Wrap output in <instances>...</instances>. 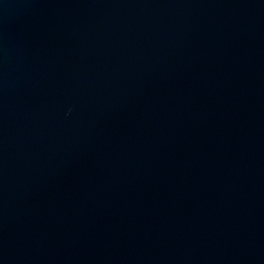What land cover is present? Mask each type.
Wrapping results in <instances>:
<instances>
[{
  "label": "water",
  "instance_id": "1",
  "mask_svg": "<svg viewBox=\"0 0 264 264\" xmlns=\"http://www.w3.org/2000/svg\"><path fill=\"white\" fill-rule=\"evenodd\" d=\"M0 264H264V0H0Z\"/></svg>",
  "mask_w": 264,
  "mask_h": 264
}]
</instances>
